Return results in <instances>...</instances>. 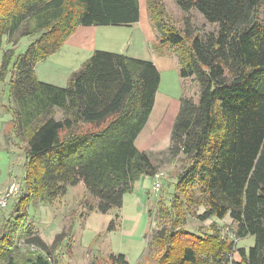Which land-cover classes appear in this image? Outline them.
Segmentation results:
<instances>
[{"label":"trees","instance_id":"trees-1","mask_svg":"<svg viewBox=\"0 0 264 264\" xmlns=\"http://www.w3.org/2000/svg\"><path fill=\"white\" fill-rule=\"evenodd\" d=\"M173 2L217 30L198 36L186 22L181 34L167 24L160 0H146L160 42L175 48L180 77L192 78L199 89L196 102L180 99L170 131L168 153L182 155L186 163L175 174L170 205H160L159 217L167 214L170 223L153 239L161 248L153 263L209 264L237 253L233 264H264V0ZM137 21V0H0V46L13 43L24 24L23 35L33 38L19 57L6 49L0 64V83L9 75L11 130L26 145L23 190L0 226V264H51L49 249L37 236L25 241L36 253L14 252L29 203L50 204L67 187L82 183L96 200L87 211L107 214L121 209L136 181L157 174L134 146L160 82L150 62L95 51L65 88L41 83L34 74L35 65L57 52L79 26ZM54 109L63 111V119L53 118ZM78 124L87 126L84 132ZM179 194L187 205L205 206L199 221L228 216L236 237H253V246L234 250L215 227L208 236L186 232ZM114 228L112 221L107 230ZM108 261L129 264L123 255ZM92 264L101 262L93 258Z\"/></svg>","mask_w":264,"mask_h":264},{"label":"rangeland","instance_id":"rangeland-1","mask_svg":"<svg viewBox=\"0 0 264 264\" xmlns=\"http://www.w3.org/2000/svg\"><path fill=\"white\" fill-rule=\"evenodd\" d=\"M160 1L162 2V5L165 9V15H166L165 20L167 21V24L173 27L179 33L182 34V32L184 31L186 22L189 23V27L191 31H193L198 36H206L207 34L216 32L217 27L215 25L206 23L198 13L193 11L189 13L181 12L174 4L173 0H160ZM24 25L20 27V29L17 31L13 39V43L11 44L5 43L4 47L0 46V60L2 58L3 48L4 51L6 49L13 48L14 57H19L26 51L33 38L23 35V33L25 32ZM107 28L110 30L106 31L105 35H102L101 33L99 36H96V39L93 38L91 44L92 45L95 44L97 48L100 47L102 49L105 48L106 46V48L109 51L110 50L115 51L116 50L115 48L117 46L114 44H123L125 41V39L113 41V39L117 36V34L115 33L120 31V33L118 34V38H120L121 35L123 34L122 32L126 28L124 26L123 27L112 26ZM101 35L103 36V38ZM108 43H111L112 45H108ZM156 43L159 44H155V45L153 44L151 46V50L154 53L160 50V48L158 47L161 44L160 40H158ZM161 45H162L161 46L162 50L163 47L167 46L165 44H161ZM167 47L169 51L173 53V50L175 48L171 46H167ZM92 54L90 55V57L92 56ZM62 56H65V54L63 53ZM191 79L184 80L180 85H177L175 79L171 77L169 80L164 75L162 82L159 83L160 85L158 86L157 89L159 99L163 101V97L166 98L169 97L170 99L175 98L176 100H178L182 92L184 97L191 98L193 99L194 102H196L198 98L199 89L197 84L194 82V80ZM8 82H9V75L6 76L5 83L3 84L0 83V202L2 201L1 199L5 195L7 189L14 181L18 186V191L17 193L10 196V198L5 203V206H1L0 204V226L2 224V219H6L7 217H9L12 204H14V201L17 200L20 193L22 192L23 178L25 176L24 163L26 157V145L25 142L17 138L14 135V132L11 130L12 117L10 115L11 106L8 101ZM63 116H64L63 111L59 109H54L53 118L57 120H61L63 119ZM84 127L87 126H83V124H78V131L84 132V130H81ZM146 137H148V133L144 132V135H142L137 141V145L143 146V141ZM159 137L160 138L162 137L161 140L163 145L165 146L167 145V146L166 147L163 146V149H161V147L158 148L152 147L151 149L154 152L147 153L148 157L151 158L153 165H155L156 170L158 171L157 173L159 176V181H158L159 190L157 192L153 191L155 178L152 177L151 180L149 179V177L147 178L144 177L143 180L141 178L140 180L135 182V183L137 182L140 183L135 185L136 189H134L133 193L126 194L125 199H123L124 205L121 208V212L125 211L126 214L133 213L134 207L132 204L135 203L137 197L144 195L141 198V200L142 203L145 205L144 213L145 215H147V228L144 234V240L146 241L144 256L147 258L145 264H154L153 260L157 258L161 252L160 251L161 248L158 249L156 248L153 239L161 230L167 229L169 227L170 222L166 217L167 214L166 215L164 214L163 215L164 217H159V211L161 207L160 205L165 207H168L170 205L171 200L175 193V189H174L175 174L181 172L183 170V167L185 166L184 163H186L182 155H179L174 158L170 157L168 153V147L170 145V142L168 143L167 130ZM159 141L160 139L158 140V143ZM67 189L68 191L65 197H63L64 195L60 196L53 202L55 204L50 203L51 207H56V205H58L60 211L61 210L62 211L61 213H56L58 215L56 218V221L58 222V228L61 230L59 234L60 238L56 243L55 242L56 237H55L54 241H52V245L48 247L49 252L51 253V256L49 258L51 264H92L93 259L91 260V258H88L86 261H83L84 260L83 255H80L81 261H79L77 257L79 253H75L77 256H74L76 247H73L72 245L75 246L76 241L73 239L74 236H70L71 235L70 225L71 223L73 224L74 221L77 224L80 223L76 233L77 236L82 228L81 224L86 212L84 209L87 206L95 207L96 202L95 199L90 198L88 196H84L83 197L84 199L83 200L81 199L82 203L80 209L74 210V212L72 211L71 213H69L70 210H68V215H67V213L64 212V208H65L64 203L65 204L70 203V205H73L74 202L78 200V198H81L85 192V190H83L81 187L75 189L74 187H67ZM194 191L197 193L198 189L195 187ZM178 197H179L178 199L181 202L182 210L185 216V221L182 227L186 232L197 234L199 236H208L211 234V228L215 227L217 232L219 233L220 238L225 237V239L228 241V238L230 237L232 232L236 236V224L233 223L228 216H226L222 220L210 218L201 222L197 219V217L203 214V212L206 209L205 206L201 204H199L198 206L191 204L187 205L185 204L184 196L182 194H179ZM196 198L198 200L197 203L202 202V197L198 193L196 194ZM40 203L41 202H32L25 209L27 214L26 219L22 227L20 228V231L15 236V245L17 250H15L14 252H17L19 256H25L27 252L36 253L38 251L35 245H27L25 241L26 239L32 236L38 237L39 231L41 230L39 227L41 218L39 216L38 210L47 206ZM170 213L173 214V211ZM49 221L50 219L48 218L46 223H48ZM54 225L55 223L51 225L49 231L53 230ZM27 232H32L33 234L26 236ZM0 235H1V228H0ZM72 239L74 241H71ZM117 239L118 237L113 238L110 241L108 248H101V253L97 252L96 254L95 252L93 256L97 257L98 255L100 262L102 261L104 262L102 264H110L107 263L108 257L110 255H124L126 261L129 264H135L134 256L137 254V247L135 246L136 243H134V245L127 244L125 242L121 243L119 241L117 242L116 241ZM230 239L233 241V242L230 241V243H234V250L235 249L248 250L254 244L253 237H245L243 239H238L233 235L230 237ZM68 241L69 243L71 242L72 248L69 244H67ZM80 241H82L81 244L79 241L78 244H80V247L82 245V248H84L86 246L87 240L83 239ZM59 242H63L62 245L66 244L67 246L62 247L61 245L62 248L60 249L59 245L61 243L59 244ZM104 242L105 239L102 236L101 238H99V241L96 244L98 246H103L105 244ZM31 246H34V248H31ZM141 251H143V249ZM232 258L234 260H239V256L237 253L232 254Z\"/></svg>","mask_w":264,"mask_h":264},{"label":"crops","instance_id":"crops-1","mask_svg":"<svg viewBox=\"0 0 264 264\" xmlns=\"http://www.w3.org/2000/svg\"><path fill=\"white\" fill-rule=\"evenodd\" d=\"M137 3H138V21L128 26H124L126 29L122 32L123 34L121 35L120 38H118V34L120 33V31L115 33L117 34V36L113 39V41L125 39L123 44H114L117 46L115 48L116 49L115 51H111V50L109 51L106 48V46L105 48L102 49L100 47L97 48L95 44L94 45L91 44L93 38L96 39V36H99L101 33L102 35H105V32L110 30L107 27H112V26H79L78 28H76L74 33L62 44V46L57 52H55L53 55L48 57L46 60L41 61L35 65L34 74L36 79L44 84H48L57 88H65L68 86V83L70 82L72 75L78 72L82 68L83 64L88 60V58L94 51L113 53V54L125 56L126 58L132 60L150 62L159 73L160 76L159 83L162 82L164 75L169 80L171 77L175 79L177 85H180L184 80L191 79V78L180 77L179 75L180 67H179L178 58L176 57L175 54V49L173 50V53L169 51L167 46L163 47L162 50L161 49L162 43L160 42L161 44L160 46H158L160 48L159 51L154 53L151 50V46L153 44L154 45L159 44L156 42L160 40V38L156 30L154 29L153 23L150 19L149 12L146 6V0H137ZM108 45H112V44L108 43ZM2 51L4 52V48ZM63 53L65 54V56H62ZM0 64H1V60H0ZM183 97L184 96L181 92V95L178 100H176L175 98L170 99L169 97L167 98L163 97V101H162L161 99H159L158 91L156 92L154 97V104L151 113L148 117V120L134 141V146L137 148V150H139L140 152H144L147 155V153L154 152L151 149L152 147L153 148L161 147V149H163V146L165 145H163L162 143L161 140L162 137L160 138L159 136H161L166 130L168 136V143L170 142L169 139H170V131L172 128V124L176 118L179 109V101ZM144 132L148 133V137L144 139L143 146H138L137 141L142 135H144ZM159 139L160 141L158 143ZM143 179L144 178H142V180ZM149 179L151 180L150 177ZM138 183L140 182L134 183L133 190L131 193H133L134 189H136L135 185ZM78 187H81L83 190H85L82 183L74 186V189ZM67 191L68 189L66 190V193ZM66 193L63 197L66 196ZM84 196H88L92 198L85 191L84 195L81 198H78V200H76L73 205H70V203L69 204L64 203L65 206L64 212H66L68 215V210H70L69 213H71L72 211L74 212V210L80 209L82 203L81 199L83 200ZM125 196L126 195L123 196V199H125ZM143 196L144 195L137 197L135 203L132 204L134 207V212L131 214H126L125 211L121 212V209L119 210L120 212L117 210H112L107 214H99L95 210L88 212L87 209L85 208L84 210L86 212L81 224L82 228L77 236L76 233L80 223L77 224L74 221L73 224L71 223L70 225L71 226L70 236H74L73 239L76 241V245H77V246L72 245L73 247H76L74 256H77L75 253H79L77 256L79 261H81L80 255H83V259H84L83 261H86L88 258H91V260L93 258H98V255L97 257L93 256L94 253L95 252L96 254L97 252L101 253V248H108L110 241L113 238L118 237V239L116 240L117 242L118 241L121 243L125 242L127 244H133V245L134 243H136L135 246L137 247V254L134 256L135 264H145L147 258L144 256L145 255L144 249L146 247L144 234L147 228V215H145L144 213L145 205L142 203L141 200ZM55 200H53V202ZM35 202H39V201H35ZM53 202L51 204H55ZM40 204L46 205L47 207H43L38 210L39 216L41 218V222L39 223V227L41 230L39 229L40 231L38 238H40V240H42V242L47 247H50L52 245V241H54L55 237L59 235L61 231L58 228V222L56 221V218L58 216L56 213H61L62 210L60 211L58 205H56V207H51V204H47V203H40ZM123 205L124 203H122V206ZM48 218L50 219V221L46 223ZM112 221H115V228L113 231L109 232L107 229L110 222ZM54 223L55 225L53 230L49 231L51 225H53ZM100 236L101 237L103 236V238L105 239L104 242L105 244L103 246H98L96 244L99 241V238H101ZM73 239L71 241H74ZM83 239L87 240L86 246L84 248H82V245L80 247V244L82 242L80 240ZM78 241L80 242V244H78ZM62 243L63 242H59L60 249L63 246L64 247L67 246L66 244L62 245ZM67 244L71 246V242L69 243L68 241ZM142 249L143 251H141ZM50 256L51 253L49 254V257ZM235 261H239V260H235ZM102 263L104 262L102 261L101 264ZM107 263L109 262L107 261Z\"/></svg>","mask_w":264,"mask_h":264},{"label":"built area","instance_id":"built-area-1","mask_svg":"<svg viewBox=\"0 0 264 264\" xmlns=\"http://www.w3.org/2000/svg\"><path fill=\"white\" fill-rule=\"evenodd\" d=\"M153 178H155L154 179L153 191L157 192L159 190V184H158L159 176H158V173ZM17 191H18V186H17V184L14 181L9 186V188L7 189L5 195L2 197V199H1L2 201L0 202L1 206H5L6 201L10 198V196H12L13 194L17 193ZM233 235H234V237H236L233 232L230 235V237L233 236ZM230 237L229 238L227 237L229 242L232 241L230 239ZM221 239L225 240V237H221ZM31 248H34V246H31ZM234 261L235 260L232 258V254H230V255H223V256H221V258H219L217 260H212V261L209 262V264H233Z\"/></svg>","mask_w":264,"mask_h":264}]
</instances>
